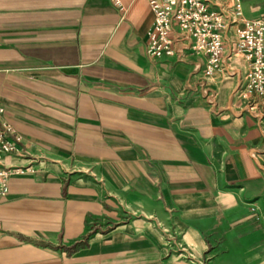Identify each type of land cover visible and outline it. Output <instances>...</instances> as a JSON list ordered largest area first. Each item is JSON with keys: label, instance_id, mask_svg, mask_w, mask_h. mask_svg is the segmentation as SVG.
<instances>
[{"label": "crops", "instance_id": "0c3cea01", "mask_svg": "<svg viewBox=\"0 0 264 264\" xmlns=\"http://www.w3.org/2000/svg\"><path fill=\"white\" fill-rule=\"evenodd\" d=\"M118 1L0 0V106L19 135L0 168L33 169L0 195V264L216 263L239 231L264 237V91L238 86L242 55L212 76L186 40L149 57L147 0ZM240 6L232 42L264 21V0Z\"/></svg>", "mask_w": 264, "mask_h": 264}, {"label": "built area", "instance_id": "2783aa9c", "mask_svg": "<svg viewBox=\"0 0 264 264\" xmlns=\"http://www.w3.org/2000/svg\"><path fill=\"white\" fill-rule=\"evenodd\" d=\"M113 1L119 4L118 0ZM147 3L153 16L144 45L147 56H172L177 53L176 43L186 40L192 51L206 54L204 74L208 76L222 68L225 58L232 52H239L247 67L244 81L239 86L245 90L264 91V21L244 20L237 38L225 53V30L232 22L226 10L230 9L239 17L240 0H231L227 6L221 0H147ZM211 3L218 7L210 8ZM175 25L178 33L173 36ZM3 112L4 108L0 106V155L16 150L19 139L12 125L2 118ZM23 171L22 168H0V195L8 191L9 176Z\"/></svg>", "mask_w": 264, "mask_h": 264}, {"label": "rangeland", "instance_id": "374dc122", "mask_svg": "<svg viewBox=\"0 0 264 264\" xmlns=\"http://www.w3.org/2000/svg\"><path fill=\"white\" fill-rule=\"evenodd\" d=\"M225 32H226V30H225ZM226 38H227V41L225 42V53H226V50L229 49L232 45V43H230L232 41H229L228 37H226ZM228 44H230V45H228ZM195 53H202V52H195ZM202 54L205 56V63H206L207 56L204 53H202ZM227 58H225V62H226ZM225 65L226 64L224 63L223 67H225ZM204 66H205V64H204ZM213 74L208 75V76H212ZM17 141H16V143H17ZM6 153H9V152H6ZM24 170L29 171L28 168H25ZM250 247L252 250H255L256 254H258V253L261 254V257H262L261 261H259V260L253 261L252 264H264V237L260 236V238L259 237L256 238L254 241V245L250 246V237L246 236L243 231H239V237H236L235 239H233L232 245L226 244V245L216 247L217 251H221V253H220L221 254L220 256L222 257L221 262L208 263L207 261H205L201 264H250Z\"/></svg>", "mask_w": 264, "mask_h": 264}]
</instances>
